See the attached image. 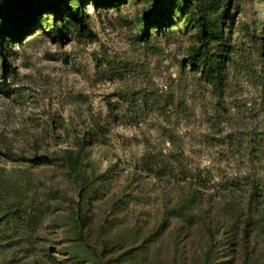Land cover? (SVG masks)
I'll list each match as a JSON object with an SVG mask.
<instances>
[{"label": "rangeland", "instance_id": "rangeland-1", "mask_svg": "<svg viewBox=\"0 0 264 264\" xmlns=\"http://www.w3.org/2000/svg\"><path fill=\"white\" fill-rule=\"evenodd\" d=\"M155 1L80 0L74 18L70 0L62 20L42 6L5 37L0 264H264V0H163L166 26L144 35ZM214 25L221 38L202 44ZM199 46L225 55L221 86ZM79 141L85 172L108 171L90 198L64 157ZM148 154L166 176L144 170Z\"/></svg>", "mask_w": 264, "mask_h": 264}, {"label": "trees", "instance_id": "trees-1", "mask_svg": "<svg viewBox=\"0 0 264 264\" xmlns=\"http://www.w3.org/2000/svg\"><path fill=\"white\" fill-rule=\"evenodd\" d=\"M77 3L75 9H68L69 12H72L74 18L77 17V12L79 11L78 6L80 5V0H74ZM95 2H101L106 4H113V0H93ZM115 1V0H114ZM170 3V6L173 4L177 6L180 3V7L183 9L187 6V0H166ZM70 0H0V52L3 54L5 37H16L20 36L24 28L29 27V21H33V16L40 9V7H57V15L62 20V11L58 10L59 5H63L67 8ZM179 2V3H178ZM165 1L157 0L152 3L146 17L142 19L141 31L144 35L149 34V23H152V28L155 31L163 30L167 24L168 15L171 11H165L164 8ZM226 4L223 8L226 9ZM160 13V20H157L155 17H152V13ZM28 25V26H27ZM221 29L214 25L212 28L200 27V34L203 36L200 39L202 44L212 41L216 38H221ZM4 55V54H3ZM191 58H194L196 62L200 61L202 65V72H204L205 79L213 84L215 87L222 85L224 78L223 64H224V54H210L206 50H202L201 47L192 48L190 51ZM200 56V57H198ZM191 64H196L191 62ZM65 162L71 176L77 181L79 187L82 188L83 196L88 198L95 196L102 184L108 180V171L100 175H88L84 170V163L82 160L84 158L83 154V144L81 141L77 144V149L68 148L65 149ZM144 170L157 177H164L167 174L165 161L162 155L159 154H148L144 156L143 159ZM193 190L191 193L190 201L187 207H177L175 209V215L179 217H185L188 212L191 210V206L195 207L196 204V192ZM258 194L253 190L251 192V199L257 202H260L259 199H256L255 196ZM84 198L82 199L80 205V212L83 211ZM86 204V203H85ZM264 211V207H262ZM77 213L76 219L74 221V226L79 235H83V226L85 225L86 215L83 213ZM251 218H247V221H250ZM96 261L92 260L91 264H96Z\"/></svg>", "mask_w": 264, "mask_h": 264}]
</instances>
